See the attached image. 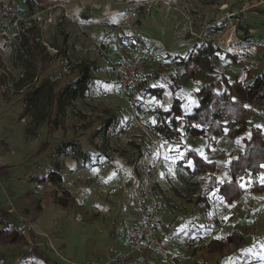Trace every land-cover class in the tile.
Returning a JSON list of instances; mask_svg holds the SVG:
<instances>
[{"label": "rangeland", "instance_id": "374dc122", "mask_svg": "<svg viewBox=\"0 0 264 264\" xmlns=\"http://www.w3.org/2000/svg\"><path fill=\"white\" fill-rule=\"evenodd\" d=\"M50 1L54 3L50 6L55 7L51 10L52 24L33 23V32L27 36L29 46L36 43L44 62L38 53L32 55L24 47L18 50V42L7 31H0V208L7 209L6 204L11 203L16 212L15 217L31 222L39 239L45 240L43 243H47L48 247L51 244L52 247L45 248L48 249L46 257L53 264H68L72 261L80 264L74 256L81 246L87 258L82 264H102L105 255L102 258L101 255L95 257L92 243H97L94 244L99 247L98 251L106 254L111 249L113 256L116 255L119 242L117 237L113 238L112 227L121 213L133 215L134 218L140 214L141 209L135 197L139 175L134 168L142 162L144 153L149 154L152 143L132 125L125 102L119 95L118 103L114 104L120 105L114 111L117 125H109L107 129H104L103 121L110 115L109 97L105 98L101 87H95L98 89L96 99L92 93L87 97L89 101L85 102L71 99L69 93L60 97L59 92L73 85L71 79L78 72V66L71 69L70 74H64L61 80H51V77L63 72L64 48L71 47L74 41L79 42L81 50L70 60L68 58L70 65L76 59L89 60L88 51L85 53L83 47L92 50L90 53L93 57L105 58L102 41L95 43L98 36L93 40L90 33L102 30L106 7L119 6L123 0ZM251 2L185 1L189 19H181L187 23V32L190 25L201 37L196 40V44H213L229 36L235 29L231 33L235 42L221 50L238 55V66L223 62L222 68L238 71V67L245 65L264 69V8L243 11ZM22 4L21 1L19 8L23 7ZM67 9L71 18H74L73 14H82L89 23L80 27L78 21L69 22L65 12ZM228 13H234L235 17L228 18ZM71 27H76V40L71 35ZM190 43L193 46V42ZM102 50L105 56L101 54ZM55 52H59V55ZM95 81L98 79L95 78ZM194 86L191 79L186 87L189 101L193 97L189 92ZM79 108L82 113L78 115L74 112ZM144 110V105L140 109L141 114L137 110L138 120L143 125L150 119L147 116L150 112ZM80 115L85 119H82L83 123H76L75 116ZM160 148L161 156L151 158L153 165L157 163L154 179L156 193L160 197L156 232L161 239L176 244V262L215 264L219 255L208 254L206 243L237 228L246 238L245 247L218 260L217 264H264V192L251 195L244 193L246 199L252 201V206L250 212L242 208V215L234 213L221 197L216 196L210 202L211 211L205 218L195 205L176 195L173 188L180 190L179 180L172 182L168 177L167 167H173L183 151L182 154L177 151L178 144H161ZM112 152L116 154L112 155ZM101 153L113 157L108 160L103 156L100 160ZM52 171L59 173L61 186L69 191L71 201L66 209L53 201V198L61 195L58 186L33 181ZM91 178L95 179L92 183L88 182ZM127 187L128 196L124 194ZM127 197L130 199L129 205H126ZM231 215L232 220L226 225L213 223L214 219H227ZM189 230H194L189 234L192 239H185ZM195 232L199 233V238ZM187 244L198 248H186ZM36 263L27 259L24 264Z\"/></svg>", "mask_w": 264, "mask_h": 264}, {"label": "trees", "instance_id": "16d2710c", "mask_svg": "<svg viewBox=\"0 0 264 264\" xmlns=\"http://www.w3.org/2000/svg\"><path fill=\"white\" fill-rule=\"evenodd\" d=\"M21 1L20 12L27 16L54 4L50 0H19V3ZM32 32L33 29L28 33ZM28 35L21 36L16 48L22 50L24 47L32 55L38 53L44 62L36 43L29 46ZM192 47L191 53L181 61L184 69L180 74L170 76L171 81L165 86L148 87L147 92L154 98L148 125L162 135L164 144H178L177 151L181 154L183 151L174 164L181 183L180 190L173 188L176 195L195 205L205 218L211 211L210 202L216 196L221 197L234 213L242 215V208L250 212L252 206L244 193L264 192V184H259L264 181V69L245 65L238 67V71L222 68L223 62L238 66V55L214 47L212 43H193ZM92 68L88 62L78 64V72L71 79L73 85L59 92L60 97L68 93L74 100L85 97L91 85ZM191 79L195 86L189 92L193 95L189 101L186 87ZM166 100V106L155 104ZM111 120L105 122L104 129L109 127ZM33 181L58 186L61 195L53 201L62 209L68 208L70 194L61 186L59 173L52 171ZM15 213H9L8 207L0 208V264H17L29 255L44 264H53L34 245L39 238L37 234L30 233L33 241L30 247L27 239L17 231L21 222ZM231 220L232 215L227 219H214L213 223L226 225ZM191 232L194 230H189L185 239L190 238ZM195 235L198 237L199 233L195 232ZM245 245L246 238L237 228L206 243L208 254L219 255L215 264ZM190 246L187 244L186 248ZM113 264L161 262L153 251L147 259L135 254L123 258L119 254Z\"/></svg>", "mask_w": 264, "mask_h": 264}, {"label": "built area", "instance_id": "2783aa9c", "mask_svg": "<svg viewBox=\"0 0 264 264\" xmlns=\"http://www.w3.org/2000/svg\"><path fill=\"white\" fill-rule=\"evenodd\" d=\"M106 1L114 2L115 0ZM185 1L187 0H181V2H176L174 0H123L127 10L126 14L118 22L109 25L107 24V26L112 30L111 39L115 47L116 54L118 55L117 63L110 64V74L118 83V95L125 102L126 109L132 119V125L139 129L140 134L152 143V148L149 150V154L144 153L142 162H140L139 166L134 168L137 175H139L136 183L135 197L137 198V205L140 207L142 214L141 216L135 215V220L130 221L129 218H127V215L125 216L124 213H121V216L114 226L115 237L123 242H128L130 245L129 250L120 255L123 258H128L129 255L135 254L141 257L143 256L147 259L151 252L155 251V254L158 256L161 264H178L176 262V244L161 239L155 230V224L159 218L158 209L160 207V197L156 193L157 190L154 179L155 173L158 170L157 163L154 162L156 164L153 165L151 158L155 155L160 157L157 152L161 147V144H164V139L161 134L152 131V129L149 130L146 125L139 122L137 99L135 96V92L143 83L142 72L148 63L154 59V53L148 52L144 49L139 50L137 45L128 43L122 38V35L123 32L135 33L139 23L148 18L151 8L154 6L165 8L167 11L179 12L181 16L188 21V8H186L187 4ZM60 7L63 6L61 5ZM53 8L55 7L47 6L43 10L35 11L32 15L27 16L20 12L19 0H0V31H7L17 42H19L22 35L29 34V30L34 28L32 27L33 23L36 25L42 22V24L45 25L52 24L51 10ZM250 8L255 10L258 8H264V0H252L250 6L243 9V11ZM65 12L67 20L74 23L70 13L67 10H65ZM45 15L46 18L43 19V16L45 17ZM227 17L232 18L235 17V15L234 13H228ZM78 26L83 27L82 24ZM191 28L192 26L189 25L188 41L197 43L196 40L201 39V37L198 36ZM233 32H235V29L230 32L229 36L222 37L218 41H215L213 44L216 43V45L214 46H218L220 49L228 48L233 42H235L233 35L231 34ZM79 50H81L80 46H74V51L77 52ZM73 57L74 52H72L69 48H64L63 62L61 66L63 72H59L53 78L51 77V80H61L64 74H70L72 71L71 69L80 64L79 61H74L72 65H70L68 61ZM92 97L96 99L98 94L94 93ZM77 100L80 102L83 101L80 97H78ZM74 113L79 115V113L82 112L79 108L78 110H75ZM98 114L99 116H102L101 113ZM82 119L84 120L85 117L81 115L75 116L76 123H83ZM114 154L116 153L112 152V155ZM108 156V160L113 157L111 155ZM167 168L168 177L172 180V182L178 180L174 166H168ZM110 169L111 167L108 168V170ZM128 193L129 189L127 187L124 189V194H127L128 196ZM129 204L130 199L128 198V200H126V205ZM6 206L8 207L9 213L13 214V212H15L11 203H7ZM20 222L21 223L16 229L24 236V238L27 239L30 247H32L33 241L31 240L30 233H35V231H33L32 224L27 220H23L21 217ZM44 238L47 237L44 236ZM113 255V251L109 249L105 258L102 259V264H113V262L117 259V256ZM68 264L76 263L70 262Z\"/></svg>", "mask_w": 264, "mask_h": 264}, {"label": "crops", "instance_id": "0c3cea01", "mask_svg": "<svg viewBox=\"0 0 264 264\" xmlns=\"http://www.w3.org/2000/svg\"><path fill=\"white\" fill-rule=\"evenodd\" d=\"M106 8L107 9H105L103 11V22H102V24L104 25V29H103V27L101 28L102 30H100V31L98 30L99 28L96 29L97 31H99L97 33L87 32V33L91 34V38L93 40L96 38V36H98V41H96L95 43H97V42L99 43L100 41H102L101 44L104 46V51H105L106 56H105V54H103V51L101 54H103L105 56V58H103V59L95 58V57H93L94 55L92 56V54L90 53L92 50H87V48L83 47L82 48L83 51H85V53H86V51H88V55L90 58L87 61L84 58H82L81 60L76 59V62H78V61L80 63H87L88 62V63H91V66L93 67L92 68L93 70L91 73V78H92L91 82L92 83L90 85V88L87 91L85 97H80V98H82V100H84V102L89 101V98H87V97L89 95H91L92 93L93 94L96 93L97 92L96 90H98V89H96L97 87H101L102 93L105 95V98L109 97L110 115L108 114L106 120H109V116H110V119H112V120L110 121L109 125L111 127H114L113 126L114 124L117 125V121L115 122V120H114L115 119V112L114 111L117 109L116 107H119L120 105L119 104H118L119 106L114 105L115 103H118V101H117L118 97H119L118 96V83L110 74V64L117 63L118 55L116 54V50H115V47H114V45L112 43V39H111L112 30L110 27L107 26V24L109 25V24H114V23L118 22L126 14L127 10H126V6L122 2L119 3V6L114 5V7H110V5H109ZM67 11L69 12L68 9H67ZM73 15H74L73 16L74 18H72V19L75 20V22L78 21V23H80V24L89 23V22H86L87 17L83 16L82 14H76V15L73 14ZM181 18H183V17L181 16V14L179 12L167 11L165 8L154 6L151 8V12L149 13L148 18L146 20H143L141 23H139L138 28L135 31V33L123 32L122 38L125 39L128 43H131L133 45H137L139 50L144 49L148 52L154 53V59L150 61V63L146 66V69H144L142 72L143 85L141 87H139L137 89V91L135 92V96L137 99V110L139 111V114L142 113L140 111V109L142 110L143 105L145 107L144 112L147 113L148 112L147 109L148 108L150 109L149 110L150 113H148V115H147L148 117L150 116V114L153 111L151 103H152L154 98H153V96L149 95V93L147 92V89H149L151 86H157V85L158 86H165L166 82H168L171 79L170 76L174 75V73L180 74V72H182L184 69V66L181 64L182 59L187 57L191 53V50L193 47H192V44L188 41L189 37H188V32H187V23L185 21H183ZM71 28H72L71 35H73V37H75L76 32H77L76 27H71ZM80 36H82V35H80ZM76 38L77 37H75V40H76ZM65 39H66V36L64 37L63 40L65 41ZM70 39L71 38H69V41H70ZM78 44H79L78 41H74V43L71 45V47L69 45L67 48L72 50V52H74V55H75L79 51H77V53H76V51H74V46H78ZM95 78H97L98 81L93 82V80ZM180 80H181V78L179 79V81ZM100 81H103V83H101ZM176 81H177V79H176ZM182 91H184V90H182ZM167 103H168V101L166 100L165 103L159 102V103H155V104L159 107H162L163 105L166 106ZM106 105H107V103H106ZM147 106H151V107H147ZM106 120L103 121L104 124H105V122H107ZM141 121H142V119H141ZM147 121H150V119H148ZM142 122H144V121H142ZM145 123H144L145 125L150 127L148 125V122H145ZM117 137H119V136L117 135ZM157 153L161 156V148H159ZM101 155H102V153H101ZM103 156L107 157L106 159H108V157H109L108 154L104 153V155H102L100 157V160L102 159ZM74 177L78 178V175H75ZM92 180H95V179L91 178L88 180V182L92 183ZM53 186L56 187V185H53ZM141 214H142V212L140 210L139 215L141 216ZM132 216H130V214H129L127 216V218H129L130 221H134L136 216H135V218ZM113 222L114 221H112V224H113ZM96 224H98V222ZM95 226H97V225H95ZM112 228H113L112 231L114 232V225ZM113 238H114V235H113ZM43 242H45V240H43L42 238L41 239L38 238L34 241V245L37 246L38 249L46 255V251L48 249L46 250L45 246L47 248H49V247H51L50 246L51 244L48 247V244L47 243L44 244ZM118 242H119V246L116 247V253H115L116 255L115 256H118V254H122V253L127 252V250H129V248H130V245L128 242H123L119 239H118ZM94 243H96V242H94ZM94 243H92L93 244L92 247H93L94 254H96L95 257H98L99 255H101L100 256L101 258L104 255L106 256L105 253L98 251L99 247L96 246L97 243L96 244H94ZM74 258L80 264L84 263V260L87 259L86 258V251H85V249H83L82 246L78 249ZM141 258L145 259L143 256ZM23 259H21V261H19V263H17V264H24L27 259L30 261H34L35 263L36 262L40 263L42 261V260H38V259L34 258L31 255L26 256V258H23ZM41 263L44 264L43 261Z\"/></svg>", "mask_w": 264, "mask_h": 264}]
</instances>
